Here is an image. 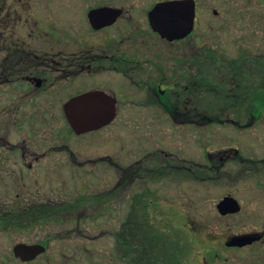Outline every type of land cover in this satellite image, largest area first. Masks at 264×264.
<instances>
[{
    "label": "flooded vegetation",
    "instance_id": "af4514ba",
    "mask_svg": "<svg viewBox=\"0 0 264 264\" xmlns=\"http://www.w3.org/2000/svg\"><path fill=\"white\" fill-rule=\"evenodd\" d=\"M166 1L170 0H0V228L4 231L41 226L44 207L66 203H42V176L73 173L75 137L98 130L78 133L74 124L78 129L94 128L106 120L107 112L115 114L101 128L134 127L141 138L136 140L140 145L132 148V154H141L133 164L115 167L110 192L116 193L118 202L129 189L128 202H155L158 195L150 187L165 180L217 178L220 171L235 175L237 170H223L231 161L241 173L263 171L264 157L255 161L242 155L239 146L210 150L207 141L203 147L202 127L228 123L245 131L258 124L264 112V60L245 54L227 57L214 46L204 48L192 40L197 0L192 32L173 40L162 36L152 28L149 13ZM258 69L259 79L251 78V71ZM229 110L233 118L218 116ZM121 111L151 112L155 118L122 121ZM78 112H88L86 121L72 123ZM165 126H193V151L186 150L184 141L176 144L173 139L168 144L167 138L174 134ZM92 169L107 181L106 172ZM32 183L33 200L28 193ZM139 184L144 186L141 192L136 190ZM99 199L113 201L103 193ZM241 235L254 240L229 246L230 236L226 246L264 243V230ZM20 243L41 245L45 251L22 260L14 254ZM47 250L45 241H20L12 253L21 263L31 264L42 263ZM203 259L212 264L213 259Z\"/></svg>",
    "mask_w": 264,
    "mask_h": 264
},
{
    "label": "rangeland",
    "instance_id": "374dc122",
    "mask_svg": "<svg viewBox=\"0 0 264 264\" xmlns=\"http://www.w3.org/2000/svg\"><path fill=\"white\" fill-rule=\"evenodd\" d=\"M197 1L198 18L192 40L204 48L214 46L220 55L227 57L245 54L251 58L261 56L264 60V0ZM250 76L259 79L261 73L258 69L251 71ZM118 116L122 121L155 118L151 112L137 111H121ZM218 116L225 119L233 118L235 114L229 110L222 114L219 112ZM119 126L107 125L75 137L74 172L43 175L41 183L43 204L70 203V210L61 211L66 217H45L41 226L22 231L0 228V264H23L12 253L14 244L20 241H45L48 245L47 252L41 257L42 263L35 261L31 264H48V261L51 264H157L172 254L178 256H175L178 263L183 259V264H206L205 256L210 260L216 257L212 264H264V243L246 248L225 244L227 237L264 230V187L260 186L264 185V169L260 163L250 162L248 165L259 166L263 171L254 169L241 173L238 172L239 166L232 161L223 170H237L235 175L220 171L217 178L186 180L183 183L165 180L152 185L150 188L158 197H153L155 202L149 207L153 221L150 231L154 237L153 244L158 248L154 245L150 253H146L143 257L147 260L145 263L137 262L135 256L129 258L118 235L123 233L122 225L132 209L131 202H128L131 190L123 194V202H118L116 193L110 191L114 185L115 167L131 166L141 155L137 152L132 154V148L140 145L136 140L141 138L134 133V127ZM164 129L174 134V137L167 138L168 144L172 145L173 139L176 144L184 141L186 150L193 151L196 135L193 126H165ZM202 136L203 147L207 141L210 150H218L222 146L231 150L239 146L242 155L248 154L257 161L264 157V112L258 124L245 131H239L228 123L204 125ZM104 154L113 158H105ZM92 168L99 169V173L106 172L107 181L103 182L104 179ZM143 187L139 184L136 190L141 192ZM29 188L28 193L32 194L33 200L34 184ZM99 193L113 201H98ZM226 195L240 201V213L223 216L218 212L217 203ZM173 242L178 246L174 247Z\"/></svg>",
    "mask_w": 264,
    "mask_h": 264
},
{
    "label": "water",
    "instance_id": "95a60500",
    "mask_svg": "<svg viewBox=\"0 0 264 264\" xmlns=\"http://www.w3.org/2000/svg\"><path fill=\"white\" fill-rule=\"evenodd\" d=\"M150 23L152 28L159 32L162 36H166L170 39L183 38L189 35L194 26V20L196 16V4L194 0H170L157 4L149 13ZM94 112H89L92 116ZM108 117L100 125L94 128H86L85 130L78 129L74 124V127L78 133L84 131L99 129L108 123L115 112H107ZM78 116L74 119H70L73 122L77 120L86 121L88 112H78ZM217 209L221 215L235 214L241 209L238 200L231 196H225L217 204ZM254 238L248 235H236L230 238L227 242L229 246H245L252 243ZM45 251V248L41 245L28 246L25 244H17L14 247V254L20 257L22 260H29L34 258L39 253Z\"/></svg>",
    "mask_w": 264,
    "mask_h": 264
},
{
    "label": "trees",
    "instance_id": "16d2710c",
    "mask_svg": "<svg viewBox=\"0 0 264 264\" xmlns=\"http://www.w3.org/2000/svg\"><path fill=\"white\" fill-rule=\"evenodd\" d=\"M254 98V93L251 94V99ZM74 202H77L74 201ZM152 202H131L132 209L127 215L125 224L122 225L123 233L120 234V244L121 247L126 249L127 256L131 258L132 254L135 256V259L139 263H145L143 257L150 253L151 248L155 245L158 248L157 244H153L154 237L151 236V227L152 220L150 219V206ZM57 210H52V208L43 209V218L50 216H58V218L66 217L62 215L61 211L70 210V204L62 203L59 204ZM134 213V214H133ZM50 219V218H49ZM164 245V244H163ZM174 247L178 245L173 242ZM136 247V248H135ZM147 253V254H146ZM157 253V252H155ZM175 254H172L171 257H165L162 261H157V264H183V259L181 262H177L175 259ZM179 260V259H178Z\"/></svg>",
    "mask_w": 264,
    "mask_h": 264
}]
</instances>
